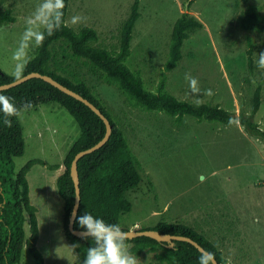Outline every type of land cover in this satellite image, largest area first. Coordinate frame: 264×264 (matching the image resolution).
<instances>
[{"label":"rangeland","instance_id":"rangeland-1","mask_svg":"<svg viewBox=\"0 0 264 264\" xmlns=\"http://www.w3.org/2000/svg\"><path fill=\"white\" fill-rule=\"evenodd\" d=\"M134 0H70L67 23L79 30L95 28L97 44L118 49L121 27ZM42 0H0V11L11 9L14 23L0 27V67L11 75L12 52L25 29V20ZM140 0L127 64L140 70L145 86L156 90L169 54L175 20L189 12L203 22L183 44V58L169 72L167 88L179 99L194 103H219L236 116H251L252 97L260 75L251 76L247 66V33L237 24L240 12L256 4L264 14V0ZM73 16L84 19L72 23ZM255 59L264 51V34H253ZM66 48L67 46L64 45ZM37 47L29 51V60ZM53 52L63 60V44ZM66 53L70 54L69 48ZM85 58L70 56L64 65L86 79L122 126L139 159L142 182L127 192L133 202L122 217L130 229L153 227L159 221L186 224L211 240L231 264H264V142L239 121H198L190 115L131 106L115 85L92 74ZM262 70V69H261ZM264 76V70H262ZM197 78L201 89L193 94L185 74ZM207 89L213 95H205ZM264 130V82L261 106L252 116ZM19 121L25 137L24 154L15 157L18 172L29 160L30 199L38 209L37 247L44 264H75L77 254L64 233L63 200L57 177L81 129L69 111L56 102L27 111ZM59 165V167H58ZM137 224L136 226H134ZM27 236L30 226L25 224ZM130 246V244H127ZM129 248V247H128ZM130 254V253H129ZM137 264H159L156 254L134 255ZM26 246L17 264H35Z\"/></svg>","mask_w":264,"mask_h":264},{"label":"trees","instance_id":"trees-1","mask_svg":"<svg viewBox=\"0 0 264 264\" xmlns=\"http://www.w3.org/2000/svg\"><path fill=\"white\" fill-rule=\"evenodd\" d=\"M193 1L191 0L190 4ZM64 2L62 26L53 35H46L43 46L37 47L34 57L29 60L24 75L38 71L53 76L96 104L113 125L109 140L102 147L84 155L78 161L81 201L75 219V228L82 229L77 218L89 212L103 218L107 223L119 224L122 230H129V226L122 224L123 215L133 208V202L127 197V192L142 182L143 167L133 152L124 129L114 119L111 110L106 107L98 93L79 72H74L64 65L65 59L70 56L85 58L88 70L107 84L115 85L131 106L166 111L177 116L178 122L185 115H190L198 121L207 120L224 124L239 121L252 135L261 138L264 142V130L252 118L260 109L264 82L263 72L255 62L256 41L250 34H264V14L256 4H248L237 18L238 26L247 33L246 53L249 73L256 77L260 75L259 83L253 92L251 116L248 117L236 116L234 112L225 109L219 103H194L179 99L168 90V75L183 58L182 47L185 39L204 25L194 15L183 12L175 20L169 43V54L161 70L156 90L152 91L145 86L140 70H132L126 63L131 54L133 30L141 15L140 0L133 1L131 11L121 27L119 47L114 50L97 44L99 34L95 28L83 26L77 30L68 25L66 19L70 0H64ZM11 13V9L0 11V27L16 21ZM58 42L63 44V60H60L59 53L53 52L52 49ZM64 45L70 49V54L66 53L67 48ZM13 80L15 79L12 75L4 70L0 73V84ZM0 94L11 98L17 107H21L25 102H31L32 107L56 102L66 108L80 126L81 134L69 149L64 160L65 169L57 177L56 184L64 206V233L77 254L75 264H83L87 249L93 242L90 238L76 236L69 229V220L76 197L71 164L79 151L93 146L103 138L106 124L84 102L42 78H30L16 86L0 90ZM197 104L200 106L197 107ZM12 120L11 128L0 123V264L19 263L24 246L34 255L35 264H44V257L36 245L39 238L38 209L31 202L27 178L32 164L44 163V161L39 158L31 159L18 172L15 171L14 159L24 154L25 137L19 117H13ZM26 223L30 226L29 236L25 229ZM146 228L192 237L206 250L215 253L219 263L226 264L228 260L211 240L186 224L161 220L153 227H135L138 230ZM126 244H130L128 248L130 254L139 256L145 251L154 252L159 264H199L198 257L201 251L188 241L175 240L174 247L170 248L167 242L148 236H139L128 238Z\"/></svg>","mask_w":264,"mask_h":264},{"label":"clouds","instance_id":"clouds-1","mask_svg":"<svg viewBox=\"0 0 264 264\" xmlns=\"http://www.w3.org/2000/svg\"><path fill=\"white\" fill-rule=\"evenodd\" d=\"M64 0H42L32 15L25 20V29L12 52L11 59L14 68L11 75L16 80H21L29 63V51L33 47L43 46L47 36L54 34L63 24ZM84 18L73 16L72 23L81 22ZM256 65L264 70V51L259 52ZM185 80L189 83L193 94L201 92L197 78L190 73L185 74ZM205 95H213L211 89L204 92ZM200 105L197 104V107ZM32 107L31 102H25L17 107L8 96L0 94V116L4 126L12 127V118L21 115V108L27 111ZM231 122V121H230ZM79 226L84 229L81 233L84 239H91L92 246L88 247L83 264H137L134 256L129 254L126 240L128 234L122 231L119 224L107 223L103 218L96 217L89 212L77 218ZM199 264H217L215 253L208 250H201L198 257ZM231 264V259L226 261Z\"/></svg>","mask_w":264,"mask_h":264},{"label":"water","instance_id":"water-1","mask_svg":"<svg viewBox=\"0 0 264 264\" xmlns=\"http://www.w3.org/2000/svg\"><path fill=\"white\" fill-rule=\"evenodd\" d=\"M2 71L3 70L0 67V73ZM34 77L42 78V79L48 81L49 83H51L52 85L58 87L63 92L77 98L78 100H81L86 105H88L90 108H92L104 120V122L106 124V132H105V135L103 136V138L101 140H99L96 144H94L93 146L79 151L74 156V158L72 160V164H71V176L74 180V184H75V188H76V197H75V204L73 207V211H72V214H71L70 220H69V229L76 236H82L81 233L84 230L77 229V228H75V225H74L75 219H76V216L78 213V209L80 206V201H81V188H80V176H79V170H78V161L84 155L91 153V152L99 149L100 147H102L109 140V138L112 134V131H113V125H112L110 119L102 112V110L96 104H94L88 98L84 97L79 92H77V91L73 90L72 88L68 87L67 85L61 83L60 81H58L57 79H55L53 76H51L49 74L41 73L38 71H32V72L25 74L21 80L15 79L11 82L0 84V90L8 89L10 87L16 86V85H18V84H20V83H22V82H24L30 78H34ZM122 231H124L128 234L129 239L139 237V236H148V237L154 238V239L161 241V242H167V246L170 248L174 247L175 240H184V241H188V242L192 243L193 245H195L200 251L205 250V248L199 242L194 240L192 237L185 236V235H174V234H170V233H162L156 229H150V228H146V229H142V230L129 229V230H122ZM217 264H221V263H219V261L217 260Z\"/></svg>","mask_w":264,"mask_h":264},{"label":"crops","instance_id":"crops-1","mask_svg":"<svg viewBox=\"0 0 264 264\" xmlns=\"http://www.w3.org/2000/svg\"><path fill=\"white\" fill-rule=\"evenodd\" d=\"M137 224H135L134 226H136ZM222 251V250H221ZM223 252V251H222Z\"/></svg>","mask_w":264,"mask_h":264}]
</instances>
